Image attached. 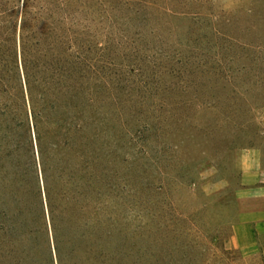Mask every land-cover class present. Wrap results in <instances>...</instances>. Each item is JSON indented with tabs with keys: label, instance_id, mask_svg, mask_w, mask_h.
I'll use <instances>...</instances> for the list:
<instances>
[{
	"label": "rangeland",
	"instance_id": "rangeland-1",
	"mask_svg": "<svg viewBox=\"0 0 264 264\" xmlns=\"http://www.w3.org/2000/svg\"><path fill=\"white\" fill-rule=\"evenodd\" d=\"M23 1L0 0V43ZM71 7L116 79L102 152L117 242L139 264H264V0ZM33 241L1 235L0 264H44Z\"/></svg>",
	"mask_w": 264,
	"mask_h": 264
},
{
	"label": "trees",
	"instance_id": "trees-1",
	"mask_svg": "<svg viewBox=\"0 0 264 264\" xmlns=\"http://www.w3.org/2000/svg\"><path fill=\"white\" fill-rule=\"evenodd\" d=\"M35 1L0 43V236L32 234L44 264H139L117 242L103 159L116 104L108 48L88 37L80 0Z\"/></svg>",
	"mask_w": 264,
	"mask_h": 264
}]
</instances>
